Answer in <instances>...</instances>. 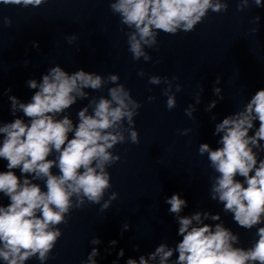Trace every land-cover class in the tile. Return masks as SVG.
Masks as SVG:
<instances>
[{
	"label": "clouds",
	"instance_id": "1",
	"mask_svg": "<svg viewBox=\"0 0 264 264\" xmlns=\"http://www.w3.org/2000/svg\"><path fill=\"white\" fill-rule=\"evenodd\" d=\"M47 2L0 0V4L23 8ZM250 3L264 6V0H238L237 10L243 11ZM228 7L227 0H110V10L120 18L121 31L128 29V51L134 60L143 58L145 62L152 59L146 49L158 45L161 32H192L209 10L221 13ZM259 20L256 16L253 23ZM3 23L11 27L12 20L4 17ZM257 31V27L252 29L253 33ZM77 39L76 34L67 37L69 44ZM33 46L39 47L35 42ZM138 75L145 73L141 70ZM178 79L152 75L148 80L151 85H166L162 94L167 97L169 110L177 105L175 93L182 91V85L174 83ZM119 81L118 74L105 77L83 69L69 73L56 65L40 81H27V86L36 90L29 102L9 96L13 116L22 113L27 122L18 117L0 123V159L7 161V171H0V193L10 201L7 206L0 204V260L4 264H26L33 258L45 264L63 234L58 226L68 223L73 209L87 203L99 205L105 212L118 198L117 192L109 193L112 184L108 169L121 159L112 150L118 144L140 143L134 117L142 107ZM215 83H220V77ZM105 87L107 97L90 98L86 91ZM202 92L200 85L194 97L196 104L201 102ZM213 92L218 100L224 99L221 88L214 87ZM148 99L154 101L156 97ZM79 100H88V104L78 111V122L74 123L65 113ZM218 100L211 101L206 110L211 111ZM195 111L196 107L189 104L185 114L192 118ZM256 121L259 127L249 135ZM189 131L185 129L180 134L187 135ZM214 135L220 137L219 147L213 149L207 143L198 147L199 155L207 154L209 166L217 173L212 178L210 198L222 204L223 211L232 214L239 227L251 230L264 224V159H259V152H264V89L256 91L242 110L217 123ZM54 168L58 173L53 172ZM16 169L21 176L16 175ZM34 181H42L44 187ZM165 203L170 205L168 211L179 225L182 240L175 247L161 243L147 256L129 258L126 264H264V226L257 228L258 239L244 248L238 246L239 235L224 226L219 214L197 211L181 215L187 201L179 194L166 198ZM206 220L221 222L213 225ZM129 228L125 223L122 233ZM90 243L99 245L101 240L93 237ZM117 243L109 242L113 247ZM176 253L177 258L172 260ZM99 254V249L93 247L84 264H97ZM123 256L124 250L120 249L117 258Z\"/></svg>",
	"mask_w": 264,
	"mask_h": 264
}]
</instances>
